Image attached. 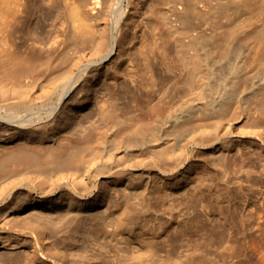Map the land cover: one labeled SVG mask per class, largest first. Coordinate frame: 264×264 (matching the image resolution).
I'll return each mask as SVG.
<instances>
[{"label": "bare ground", "instance_id": "bare-ground-1", "mask_svg": "<svg viewBox=\"0 0 264 264\" xmlns=\"http://www.w3.org/2000/svg\"><path fill=\"white\" fill-rule=\"evenodd\" d=\"M134 1L89 0L80 10L71 7L68 40L73 30L83 42L96 37V47L89 55L74 56L68 62V71L36 90L28 87L27 80L21 82V78L34 74L46 57L54 55L58 36H40L43 26L31 20L28 28L32 33V51H17L13 48L15 39L7 35L0 37V251L12 253L21 249L14 258L9 254L4 260L0 258V264H74V240L57 238L61 231L67 233L73 228L78 238L75 242L85 245H99L107 237L117 238L115 241L119 244L140 245L141 238L133 232L130 223H122L116 217L119 199H108L107 189L100 186L99 179L127 173L125 168L131 167V155L136 147L148 146L156 153L165 151L178 135L187 137L186 146L206 145L207 136L215 134V130L194 125L192 116L196 112L206 114L205 111L217 113L221 118L226 116L225 107L238 96L240 84L246 81L243 67L250 57L262 74L261 83L251 92L253 103L264 94V1L259 4L260 0H215L210 5V14L234 10L247 15L242 35L245 42L252 40L243 42L247 53L241 64L227 66L228 70L220 71L219 76L214 69L217 62L210 55L197 54L195 43L207 35L225 40L228 48L233 32L214 30L205 22L192 21L187 9H172L177 19L185 27L194 28L196 33L190 40L194 45L191 67L186 74L178 76L175 94L171 95L167 83L160 88L161 105L150 104L158 91L153 84L155 75L161 77L162 74L163 83L167 75H163L165 70L154 60L155 53L160 52L158 48L139 44L145 36L146 23L141 26L140 20L133 24L131 15L135 13L131 10L145 1L139 0L137 4ZM64 9L60 5L56 10L60 14ZM25 11L14 3L1 8L0 25L5 22V26L0 27L1 32L20 29L23 25L21 15ZM43 13L39 7L32 11L33 15ZM100 16L107 22L93 25ZM9 18H13L12 21L7 20ZM117 46L120 47L119 63L104 70V62L110 59ZM229 50L232 52V47ZM133 53L138 54V61L132 59ZM62 59L68 61L67 57ZM125 64L126 68H122ZM122 78L137 83L134 92L145 90V111L139 109L137 100L132 98L134 95L129 96V89L120 86ZM80 83H85L87 89L80 100L73 101L74 95L80 93L75 91ZM111 86L116 90L111 91ZM120 88L122 96L118 94ZM193 89L198 90L193 100L200 102L188 105L200 104V107L185 114L181 107H174L173 96L182 98ZM93 99L96 104L102 101L95 105L96 117L84 112ZM209 99L219 101L212 103ZM102 130L109 133L104 135ZM106 161L125 165L114 171L104 165L92 172L93 163ZM90 181L93 183L87 190L84 185ZM78 185H83L84 190L81 187L79 190Z\"/></svg>", "mask_w": 264, "mask_h": 264}, {"label": "rangeland", "instance_id": "rangeland-1", "mask_svg": "<svg viewBox=\"0 0 264 264\" xmlns=\"http://www.w3.org/2000/svg\"><path fill=\"white\" fill-rule=\"evenodd\" d=\"M138 1L135 0L134 4ZM140 1L145 3L131 10V13H135L131 15L133 24H138L140 20L141 26L146 23L143 28L145 36L139 44L158 48L160 52L155 53L154 60L165 70L162 71L163 75H167L164 83L162 74L161 77L155 75L153 88L158 91L150 104L157 102L161 105L159 92L165 83L171 95L175 94L178 76L186 74L191 67L194 45L190 40L196 30L185 27L172 9H187L192 21L205 22L214 30L233 32L231 44L229 42L228 45L229 49L232 47V52L225 47V40H215L207 35L196 40L197 54L201 56L205 53L217 62L214 69L218 76L227 66L241 64L247 53L242 45L252 41L249 39L245 42L242 35L247 25V15L234 10L210 14L209 7L215 0ZM263 1L260 0L259 4H263ZM86 2L89 0H0V9L13 3L20 9H26L21 15L23 25L20 29L13 32L6 30L4 33L0 30V37L7 35L11 40L15 39L13 48L17 51L28 52L31 49L32 33L28 28L31 20L43 26L44 31L40 36H58L54 55L46 57L34 74H28L26 79L21 78V82L27 80L29 88L36 90L52 82L68 71V62L74 56L89 55L95 49L96 37L84 39L83 42L71 30L72 36L68 40L71 7L80 10ZM60 5L65 9L64 13L60 11L59 14L56 9ZM38 7L44 13L33 15V9ZM13 18L7 20L12 21ZM105 22L104 16H100L92 24L104 25ZM1 26L4 27L5 22ZM119 49L117 46L110 59L104 62V70L109 69L111 64L115 67L119 63ZM225 49L228 50L227 54ZM63 57H67L68 61H61ZM131 57L138 61V54L133 53ZM122 68H126V64ZM243 69L246 81L240 84L238 96L225 107L224 118L208 111H205L206 114L196 112L192 116L194 125L213 127L215 130V134L207 136L206 145L186 146L187 137L178 135L169 142L171 146L165 151L156 153L148 146L136 147L131 155V167H124L127 173L99 179L100 186L107 189L108 199H119L116 217L122 223H130L133 232L141 238L140 245L119 244L117 238L115 241L111 237L104 238V243L102 241L99 245H85L81 241L75 242L78 238L74 228L67 233L61 231L57 238L74 240V264H264V94L259 96L256 103H253L251 94L253 88L261 83L262 74L259 67L253 65L252 57L248 58ZM142 83L145 87L144 80ZM122 85L129 89V96L134 95L132 98L137 100L139 109L145 111V90L134 92L137 83H130L128 78L120 79ZM112 87L111 91L116 90ZM86 89L85 83L78 84L75 91L80 93H76L72 100H80ZM122 90H118L121 96ZM197 91L190 90L182 98L173 96L174 107H181L185 114L194 112L193 109L200 107V104L195 107L188 104L200 102L193 100ZM66 100L65 103L70 97ZM94 101L91 100L84 112L96 117V106L102 101L97 104ZM209 101L217 103L219 100ZM108 133L102 130V134ZM217 148L222 149L217 152ZM104 165L114 171L125 164L117 161L95 162L91 170L95 173ZM92 183L90 181L85 187L81 186L85 189L87 186L88 190ZM81 186L78 185L79 190ZM125 237L131 239L128 235ZM17 252H21V249L12 253L0 251V258L6 259L8 254L14 258Z\"/></svg>", "mask_w": 264, "mask_h": 264}]
</instances>
